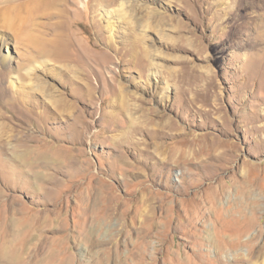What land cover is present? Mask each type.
Returning a JSON list of instances; mask_svg holds the SVG:
<instances>
[{
  "label": "rangeland",
  "instance_id": "obj_1",
  "mask_svg": "<svg viewBox=\"0 0 264 264\" xmlns=\"http://www.w3.org/2000/svg\"><path fill=\"white\" fill-rule=\"evenodd\" d=\"M35 17L0 30L18 102L0 86V241L27 243L11 264H264V0Z\"/></svg>",
  "mask_w": 264,
  "mask_h": 264
},
{
  "label": "bare ground",
  "instance_id": "obj_2",
  "mask_svg": "<svg viewBox=\"0 0 264 264\" xmlns=\"http://www.w3.org/2000/svg\"><path fill=\"white\" fill-rule=\"evenodd\" d=\"M53 3V0H0V30L7 34H14L18 37L21 29L27 26L37 25L34 19L36 18V13L40 15L48 9V7ZM0 31V32H1ZM70 44V42L65 39L61 40L57 43H51V46H42L36 49V56L34 58L47 56L48 54L56 55H64V47ZM34 58H27L21 66L28 67L27 75H32L35 73L32 70H35ZM7 72L3 74L0 73V86L2 88V94L4 98H7L9 101L15 102L18 104L16 99L9 92L11 90V86L14 87L15 81L11 79V73L14 71V68L11 66V61L7 66ZM7 74V76H6ZM10 80V83H7V80ZM18 79H20L18 77ZM3 83V84H2ZM8 100H5L9 102ZM8 105V104H7ZM10 106V105H9ZM12 106L9 108L11 109ZM8 107L2 102L0 99V109ZM2 115V114H1ZM13 117V114H12ZM45 157L48 155V150L43 153ZM49 161L37 162L34 166L37 167H45L49 165ZM18 222V221H17ZM21 222V221H20ZM40 225V224H39ZM39 227V226H38ZM34 228V227H33ZM35 229V228H34ZM33 230V229H32ZM27 243H23L19 247H15L16 249L10 252L7 241H0V263L1 264H11L15 260V257L21 256L22 253L25 252V248ZM27 251V250H26Z\"/></svg>",
  "mask_w": 264,
  "mask_h": 264
}]
</instances>
